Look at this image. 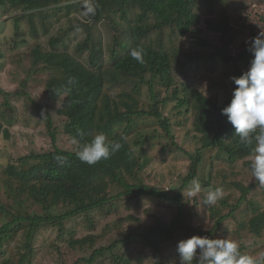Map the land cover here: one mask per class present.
I'll return each mask as SVG.
<instances>
[{
    "label": "trees",
    "instance_id": "1",
    "mask_svg": "<svg viewBox=\"0 0 264 264\" xmlns=\"http://www.w3.org/2000/svg\"><path fill=\"white\" fill-rule=\"evenodd\" d=\"M61 1L0 0V9L9 6L10 10L22 11L15 18L17 31L20 30V22L25 20L36 33V18L47 20L50 11V14L62 11L65 7H56L55 10L49 8L51 4L59 5ZM251 1L238 8L230 0H93L85 6L89 14L85 15L88 21L76 27L86 34L85 41L76 45L73 54L45 52V58H39L36 62L43 63V70L54 72L46 85L48 99L56 102L67 95L64 103L67 108L64 133L78 140L76 150L55 147L52 152L22 158L16 162L18 165L10 164L2 172L6 183L15 187L16 199L24 197L34 207L61 205L71 206L72 209L66 216L48 215L47 219H43L36 214L22 216L13 213L10 207L0 204V209L12 218L11 222L0 227V250L4 243L16 240L19 235L28 232L24 246L26 250L20 252L19 257L7 256L1 251L0 264H34L31 242L34 232L43 228L39 222L48 220L53 225L63 224L68 218L80 215L84 216L89 234L69 240V245L72 248L79 247L82 254L74 264H143L146 258L143 252L154 251L160 257V245L172 239L174 232L183 227L184 196L181 190L186 189L198 176L199 168L206 169L207 163L211 161L208 169L211 177L215 173L214 166L220 160L232 164L241 161L250 167L247 159L252 158L251 148L239 143L234 128L222 114V109L231 102L236 85L233 83L231 93L221 104L215 96L204 94L190 84H179L175 77L183 42L188 34L194 32L193 28L201 22L202 16L215 14L221 18L226 23L222 30L228 38L227 43L232 45L238 36L225 32L229 16L238 10L253 12L251 10L255 6ZM71 7L77 10L78 5ZM117 14H120L117 17L119 22L113 23ZM242 21L246 22L245 15ZM258 21L264 25L263 14H259ZM108 23L109 26L116 24L117 37L109 38L113 47L107 50L109 56H106L102 40L97 42L93 38L92 26L100 28ZM246 23V31L252 37L263 31L262 28L258 30L259 26H253L251 19ZM216 29L219 27L216 26ZM242 31L243 27L239 34ZM64 38H68L67 35ZM134 49L141 52L143 63L132 58L131 51ZM245 54L246 50L233 58L226 52L228 58L225 61L231 59L233 62L235 77L241 76L250 65L247 59L242 60ZM85 56L87 61L83 62L81 59ZM107 57H110V63ZM241 62H245L243 68L239 66ZM69 77L76 81L71 91L56 96L53 89L61 88ZM145 86L148 88L150 103H144L146 101L142 98ZM173 102L174 109L185 117L178 122V126L187 124L190 116L191 130L200 147L188 154V176L182 188L170 198L168 193L162 194L160 188L157 190L146 186L143 179L137 177V173L151 163L152 158L148 154L150 150L157 145L162 148V152L167 150V145L161 141L163 137L174 140L171 119L163 112ZM47 120L49 126H52L49 115ZM79 133H83L82 138ZM98 134H104L109 142H120L122 147L109 159H102L94 165L81 162L76 155L80 144L90 142ZM4 135L8 137L5 129ZM52 139L56 142L54 134ZM57 156L63 158L62 162L56 159ZM134 179L139 183H132ZM209 185V181L203 180L204 189H210ZM223 186L235 188L240 197L233 204L235 198L225 195L218 200V204L209 207L217 224L233 219L237 207L246 201L245 216L239 221L240 230L234 233L262 238L264 201L256 199V187L260 185L257 182L245 185L242 181H234ZM146 196L167 198L175 204L177 216L174 221L170 225H152L148 229L124 232L123 235L117 229H113L112 233L106 229L108 241L99 246L97 243L104 234H90L97 229L96 218L118 217L121 214L120 203L126 199ZM227 207L230 208L228 213L221 211ZM23 221L29 222V225L23 224ZM121 221L125 219H119L118 223L122 230H126L128 226H124ZM201 235L216 238L211 231L202 232ZM163 238L166 240L163 241ZM239 248L241 253L248 255L244 245ZM56 249L62 254L61 248ZM133 251L138 253L134 255ZM254 261L256 264L264 261V258ZM154 264H180V258L179 255H168L164 262L157 259Z\"/></svg>",
    "mask_w": 264,
    "mask_h": 264
},
{
    "label": "rangeland",
    "instance_id": "2",
    "mask_svg": "<svg viewBox=\"0 0 264 264\" xmlns=\"http://www.w3.org/2000/svg\"><path fill=\"white\" fill-rule=\"evenodd\" d=\"M91 1L93 0H62L59 5L51 4L50 10H55L56 7L65 8L62 11L57 10V14H50V11L47 20L42 17L36 18L35 26L38 29L36 33L31 30L29 23L25 20L20 22V30L17 31L15 18L22 11L10 10L9 6L6 7L7 9H0V123L2 124L0 204L10 207L13 213H19L22 216L36 214L47 219L48 215L66 216L68 212H71V206L34 207L25 201L24 197L16 199L15 187L6 183L2 172L6 166L17 164L16 162L22 158L46 154L54 151L55 147L68 151L76 150V143H73V139L64 133V125L67 121V108L64 103L67 95H63L56 102L48 99L46 85L49 76L54 72L43 70L41 68L43 63L36 62L39 58H45V52L60 51L73 54L76 45L80 41H85L86 34L76 27L88 21L85 15L89 16V14L85 6H88ZM230 1L237 8L250 3V0ZM251 2L255 6L251 10L253 12L244 13L238 10L229 16V25L225 32L238 36L232 45L227 43L228 38L222 30L226 23L221 18L215 14L200 18L201 22L193 28L194 32L188 34L183 42V51L175 77L179 84H190L204 94L215 96L221 104L228 98L234 85L231 77L235 76V66L231 59L228 62L225 61L228 58L226 52L231 54V57L237 58L246 50L242 60L247 59L250 62L252 53L246 41L252 36L249 31H246L244 24L251 19L253 26H259L258 30L262 28L264 31L262 21L260 23L258 21L259 14L264 15V0ZM75 5H78L77 10L71 7ZM244 15L246 22L242 21ZM117 17H120V14L112 20L113 23L119 22ZM216 26L219 29H216ZM242 27V34H239ZM92 33L95 41L102 40L104 53L109 56L107 50L113 47L109 38L116 39V24L109 26L108 23L100 28L92 26ZM65 35L68 38H64ZM58 38L60 39L57 42ZM81 60L87 61V56ZM106 60L108 63L111 62L110 57ZM244 63L241 62L239 66L243 68ZM142 90V98L146 101L144 103H150L148 88L145 86ZM174 105L175 102L170 103L163 109L164 114L171 119V133L174 135V140L163 137L161 141L167 145V150L162 152V148L158 145L150 150L148 154L152 158L151 163L142 172L137 173V177L143 179L146 186L157 190L160 188L159 191L162 194L168 193L170 198L182 188L188 176L190 166L188 154L194 153L200 147L198 140L194 139L193 129L191 130V117L187 119V124L178 126V122L185 117L178 114ZM48 115L51 117L52 126H49ZM4 129L8 131V137H5ZM52 134L56 142H53ZM251 159L248 158L247 162L250 163ZM209 164L211 161L207 163L206 169L199 168V174L193 180L199 184L198 193L192 194L193 181L186 189L181 190L184 196L183 227L174 232L172 239L160 245L162 253L160 257H157L154 251L143 252L146 257L143 264H154L157 259L164 262L168 255L173 257L179 255L176 250L179 241L194 235L203 237L201 233L209 231L216 238H227L236 241L239 246L244 245L245 252L254 260L264 258V236L257 238L243 233L241 235L234 233L240 230L239 221L245 216L246 201L237 207L233 219H226L227 221L220 224H217V219L213 218L209 212L211 206H207L204 201V196L210 189L218 188L223 193L222 197L225 195L234 197L233 204H236L240 197L239 192L235 188L223 185L234 181H242L245 185L254 184L256 181L251 175L250 167L241 161L232 164L229 161L220 160L214 166L215 173H212L210 177ZM203 180L209 181L210 189H204ZM132 183L139 182L134 179ZM256 199L260 202L264 201V189L261 186L256 187ZM120 204V216L96 218L97 229L90 234L95 233L99 236L104 234L97 243L99 246L108 241L109 234L106 233V229L111 230L109 233L117 229L118 233L123 235L124 232L148 229L152 225H170L177 216L176 205L169 199L159 196L126 199ZM229 209L227 207L221 211L228 213ZM11 219L0 209V227L11 222ZM119 219H125L121 222L124 226H128L126 230H122L118 223ZM22 223L29 225L27 221ZM39 223L43 228L34 232L31 242L34 264H74L82 256L79 247L72 248L69 240L79 239L89 234L83 215L68 218L63 224L53 225L48 220ZM27 234L28 232L19 235L16 240L4 243L0 252H5L7 256L19 257L20 252L26 250L24 246ZM164 240L166 239L163 238ZM56 247L62 249V254ZM133 253L136 255L138 252L133 251ZM256 264H264V261Z\"/></svg>",
    "mask_w": 264,
    "mask_h": 264
},
{
    "label": "clouds",
    "instance_id": "3",
    "mask_svg": "<svg viewBox=\"0 0 264 264\" xmlns=\"http://www.w3.org/2000/svg\"><path fill=\"white\" fill-rule=\"evenodd\" d=\"M246 43L252 53L250 66L241 76L231 77L236 87L230 104L222 109V114L234 128L239 143L251 148V175L264 187V31L249 38ZM131 56L143 63L140 51L132 50ZM75 83V79L69 77L66 84L53 89V92L56 96L68 93ZM79 135L83 137V133ZM73 143L79 142L74 139ZM121 147L120 142H109L104 134H98L90 142L80 144L76 155L81 162L94 165L102 159H109ZM56 159L62 162L63 158L57 156ZM193 186L192 194L198 193L199 184L193 181ZM222 195L219 189L208 191L205 204L214 206ZM176 250L180 264H255L252 257L241 253L236 241L227 238L194 235L179 241Z\"/></svg>",
    "mask_w": 264,
    "mask_h": 264
}]
</instances>
